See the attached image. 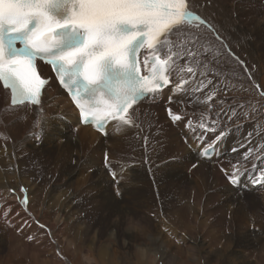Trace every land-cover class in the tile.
<instances>
[{"label":"bare ground","instance_id":"obj_1","mask_svg":"<svg viewBox=\"0 0 264 264\" xmlns=\"http://www.w3.org/2000/svg\"><path fill=\"white\" fill-rule=\"evenodd\" d=\"M263 2V0H193L191 10L215 25L223 44L203 27H185L175 32L171 37L174 51L183 53L179 64L196 69L195 76L185 73L190 81L185 85V93L173 94L174 99L179 103L172 105L164 103L157 107L141 105L137 108L138 123L136 125L117 126L115 124L114 132L106 139L94 133L89 127L78 126V118L68 99L53 82L47 86V91L43 94L42 106L37 108L33 106L11 108L8 91L0 87V199L8 201L11 197L16 200L20 196L24 198L27 194L29 203L40 191L41 196H44L42 208L57 211L55 223L63 225L69 219L70 211L73 209L72 198H77L81 200V207L84 205L83 202L86 203L81 216L86 219L91 217L93 222L97 219L98 225L111 206L118 209L119 203L115 201L116 199L113 200L112 189L110 191L113 180L107 178L114 173L116 181L121 185L117 193L124 196L127 192L126 197H129V192L131 193L129 205L126 206V213L122 216L119 214L116 216V211L110 210V219H105V222L108 223L111 220V226L121 225L122 230L116 233V236H119L123 246L131 251V257L136 264H158V262L177 264L178 255L184 253H187L184 255L195 262L201 259L207 264L215 259L226 264H236L237 259L233 258L230 251L232 245L252 249L264 244L261 241L264 238L262 229L256 233L249 230L252 224L256 225L255 220L263 223L261 221L264 219L262 218L264 216V182L251 181L252 176L258 177L264 171V147H262L264 146V130L241 111V105L228 95L229 90L225 84L227 81L228 83L237 81L239 84L247 82L255 86L259 83L260 70L264 62ZM196 37H199V40L193 45L192 41ZM224 45H227V50H230L233 56L244 63H237L232 57L226 56ZM189 49L195 50L197 56L189 58L187 55ZM44 70L47 71V68ZM201 80H210L212 83L199 92L193 91ZM210 89L216 90V95L209 102L213 108L208 118L219 116L221 126L226 125L229 134L215 146L214 159L207 162L203 161L198 154L203 151V146L197 143L194 132L190 131L185 121L191 120L193 129L197 128L201 113L207 108L203 98ZM186 94L188 102L181 98V95ZM169 107L182 116L179 124L183 131L182 136L171 128L166 119ZM67 121L72 122L73 126L77 127L76 130H72V127L65 123ZM34 135L40 138L34 139ZM206 135L211 138L213 134ZM183 138H186L188 144L182 142ZM62 141L64 144L61 143ZM39 144L50 148L55 156L62 160L60 165L53 162L51 167L47 168L46 162L43 161L44 154H39L41 150ZM189 145L191 149H188ZM233 148L238 151L234 153ZM248 149H251L249 159L243 161L242 154H247ZM71 150L82 160H87L85 165L93 162L95 166H90L91 170L98 177L101 176L104 188L94 185L92 179L96 176L91 175L83 179L82 183L78 182L73 193L68 192L66 188L69 187L63 189L64 185L60 182L61 173L58 169L61 167L64 171L69 170L65 155ZM105 156L108 157L106 168L102 164ZM237 160H241L242 165L237 176L239 186L234 189L229 184L228 176L221 169H226L230 174L233 171L231 164L236 163ZM193 164L196 165L195 168L192 167ZM165 167L170 170L178 168L182 174L174 176L169 170L167 171L169 174H165ZM71 171L74 172V170ZM132 177H138V179L132 180ZM146 178L150 179L156 187L165 186L163 190L169 195V198L164 200L167 203L152 201L154 203L152 204L150 200L155 192L150 198L148 190L137 192L144 189L142 186L147 187ZM126 187H130L128 191ZM22 188L25 192L20 191ZM243 200L253 201L252 205L258 209L257 214L252 212L248 216L240 205ZM10 204L14 206L13 209L24 210V220H18L21 219L22 214L18 211L14 213L17 221L10 220V216L1 212L0 222H4L7 229L10 225L30 222L39 226L38 218L23 204V201L20 203L14 201ZM232 206L234 209L230 212ZM5 207L12 210L9 202ZM2 208L3 206L0 207V211ZM139 212L147 214L143 215ZM151 215L161 216V219L153 221ZM117 217H121L119 221ZM130 217L146 222L151 235L145 238L126 230ZM158 220H162L161 225L155 224ZM57 224L46 225L49 226L50 233L61 231L63 227ZM76 227L77 235H80L81 231L83 233L87 231L81 229L79 223ZM112 228L105 229L102 233L95 230L96 243L105 235H110V238L115 237ZM37 230L32 228L30 235L35 238L39 233V230L36 233ZM9 232L11 233L12 229L4 231L3 235L7 239L6 243H11L8 248L15 253L12 247L15 237ZM162 233L165 237L169 235L177 237L173 240L180 244V247H176L177 255L173 256L172 253L167 252V245L163 244L164 247L159 244L160 241L162 242ZM202 234H206V237L199 243L197 236ZM251 235L254 237L245 240ZM61 238L57 239L56 244L62 248L66 247ZM207 238L212 244L207 241ZM142 240L152 254L148 262H138L135 257V250ZM237 240L242 241L234 244ZM16 241H18L17 238ZM65 241L69 240L65 239ZM147 241L151 242L150 246H146ZM27 244L24 250L30 256L35 255L36 252L40 253L38 245L32 242ZM218 244L221 245L220 250L217 247ZM42 245L45 247L46 242L43 241ZM70 245L69 241L67 247ZM43 249L40 248L41 251ZM93 250L96 251L94 255L102 264H112L117 258V251L113 252L107 244L99 246L98 249L93 246ZM254 252L250 251L249 254ZM240 262L245 264L241 258ZM258 262L264 264L261 258Z\"/></svg>","mask_w":264,"mask_h":264},{"label":"snow or ice","instance_id":"obj_2","mask_svg":"<svg viewBox=\"0 0 264 264\" xmlns=\"http://www.w3.org/2000/svg\"><path fill=\"white\" fill-rule=\"evenodd\" d=\"M192 2L0 0V84L10 92L12 106L37 108L42 106V95L50 84L44 75L48 66L78 110L79 122L94 124L105 135L109 123L134 126L138 123L137 108L146 97L155 98L165 89L174 95L184 94L190 82L185 73L196 74L193 67L179 64L183 53L174 51L171 37L175 32L185 27H203L223 44L215 25L191 10ZM198 40L194 38L193 45ZM224 48L226 56L244 63L227 50V45ZM187 55L194 58L197 53L189 49ZM210 83L201 80L193 91L199 92ZM215 95L216 90L210 89L203 98L207 108L196 129L191 120L185 121L203 146L198 154L205 158L229 134L219 116L208 118L213 108L209 102ZM168 102L179 103L174 96H169ZM167 113L174 123L182 119L172 107ZM207 133L213 134L211 138ZM237 151L233 148L234 153ZM250 153L248 149L247 154H242L243 161L249 159ZM104 161L108 167L107 156ZM241 165L242 161L237 160L231 164L230 174L226 169L221 171L237 184ZM251 181L264 182V171L258 177L252 176ZM23 204H28L27 194ZM39 227L44 229L45 225ZM28 239L34 237L29 235Z\"/></svg>","mask_w":264,"mask_h":264},{"label":"rangeland","instance_id":"obj_3","mask_svg":"<svg viewBox=\"0 0 264 264\" xmlns=\"http://www.w3.org/2000/svg\"><path fill=\"white\" fill-rule=\"evenodd\" d=\"M228 82L229 81H227V83L225 82V84H227V87L229 90L228 95L236 103H239L241 105V107H240L241 111L248 115V119L254 121L255 124H257L262 130H264V94H262V93H264V62L262 63V66H261L259 83L257 86L250 84V83H247V82H242L241 84H239V82H237V81L236 82L230 81V83H228ZM61 143L64 144V141H62ZM39 146L41 148L39 154H41V153L44 154L43 155V161L46 162L47 168L51 167V163H53V162H56L57 163L56 165H60V162L62 160L57 158L55 156V154L53 153V151L50 150V148H48L46 145L41 146V144H39ZM55 146H57V145H55ZM60 153H61V151H60ZM65 159H67L68 165L67 164L66 165L68 166L69 170L64 171V169L61 167L58 169L59 173H61L60 182H61V184L64 185L63 189H65L66 187H69L66 189L68 190V192L70 191L69 193H73L76 186L78 185V182L82 183L83 179H85L86 177L91 176V175L93 177H94V175L96 176L95 178L92 179L94 185H98L99 187L104 188L103 179L101 178V176L98 177L97 174L93 173L94 171L91 170L90 166H95L93 164V162L90 161L91 162L90 165L89 164L85 165V162L87 163V160H84V159L82 160V158L79 157L78 154H76L72 150L68 151V153L65 155ZM83 165L85 167H83ZM165 169H166V171H164L165 174H169L167 172L168 170L170 172H172L174 176H178L179 174H182L181 170L178 168H175L174 170H170L169 168L165 167ZM71 170H74V172H72ZM137 179H138V177L137 178L132 177V180H137ZM146 180H147V187L142 186V187H144V189L138 190L137 192H147L146 190H148L149 198L154 194V192L155 193L160 192L159 194L165 193V191L163 190V188L165 186L156 187V185L154 183H152L150 179L146 178ZM111 181H112V179H111ZM115 181L116 180H114L112 182V185L110 186V191L112 189L113 198H114L113 200L116 199L115 201H118V203H119L117 206L118 209L115 208L114 206H111V208H109V210L105 213L103 221H101L100 223L98 222V225L96 223L97 219L94 220V222H93L92 221L93 219L91 217L86 219L85 217L83 218L81 216L82 209L85 208L84 205L86 203L83 202L84 205H82V207H81V200L80 199L78 200L77 198H72L73 200H71L72 201L71 207L73 209L70 211V216L68 217L69 219L65 223H63V225H62V223H58V224L55 223L57 211H54L51 209L44 210V208H42L43 207L42 206V199L44 196L43 195L41 196L40 191L37 192L33 196L32 202H29L26 205V207L30 211H32L35 214V216L38 218L37 223L39 225L44 223L45 228L39 229L40 227L38 225H35L34 223L32 224V222H30L31 224L30 223L19 224V225L16 224L15 226L10 225L11 227L9 226L7 229V225L4 222L3 223L0 222V264H102L97 259V256L94 255L96 251L94 252L93 246H95V248L98 249L99 246H103L105 244H107L109 246V249L113 250V252L117 251L116 252L117 258H115L113 260L112 264H136L135 260L131 257L132 256L131 251L128 249V247L123 246V243L120 242V240H119V236H116V233H119L122 230L121 225L119 224L117 226L116 225L111 226V220L108 223L105 222V219L106 220L110 219L109 218V216H110L109 213H111L110 210L116 211V216H117V214L122 216L123 214L126 213V206L129 205V197H130L131 193L129 192V197H126L127 192L125 193L124 196H121L120 194H118L116 191H118V187L121 185H120V183H118V181H116V182ZM93 183L91 182V184H93ZM152 186L154 188H152ZM129 188L130 187H126V191H128ZM116 193H117V195H116ZM159 194H158V197L160 198ZM115 195H116V197H114ZM140 196H142V195H140ZM165 197L167 198L166 193L164 194V198ZM118 198H120V199H118ZM155 198L156 197H153L152 198L153 200L152 199L150 200V202L152 204H154L155 201H158L157 198L156 199ZM10 199H11V197L8 198V201L5 199H0V205L3 206L2 211H0V214H1V212H3V214H5V215L7 214L8 216L11 217V218H9L10 220L17 221L16 215L14 213L18 211V213L19 212L22 213L21 219L19 218L18 220H20V221L24 220V210L22 208H18V207H17L18 209H13L14 206H12V204H10L11 202H14V201H16L18 203L22 202L23 197L20 196V198H17L16 200H14L12 198L11 199L12 201ZM3 200H5V201H3ZM63 200H64V198H63ZM164 200H166V199H164ZM164 200H163V203L165 202ZM7 202H9V205L11 206L12 210L5 207ZM252 202L253 201H249V200H243V202L242 201L240 202V205L242 206L241 208L244 209V211L246 213H248V216H250L249 214H252V212H255V214H257V211H258V209L255 208L254 205H252ZM165 203H167V202H165ZM78 207H79V209H78ZM233 207L234 206H232L230 208L231 209L230 212H232V209H234ZM115 209H117V210H115ZM255 209H256V211H255ZM72 213H74V214H72ZM139 214L145 215L147 213L146 212H144V213L139 212ZM163 214L165 215V217H167V215L165 213H163ZM105 216H106V218H105ZM151 217H153V221H156V219H157L156 216L151 215ZM263 217L264 216H262V218ZM120 218L121 217H117L116 219L119 221ZM75 221H76V223H75ZM255 221H256V225L252 224V227L251 228L249 227V230L250 231L253 230V232L256 233V232H260V230L262 229L263 230L262 232H264V219L261 221L263 223H260L259 220H255ZM50 223L51 224L54 223L55 225L57 224V225H60L61 227H63V228H61V231H60L61 233L60 232L50 233L49 226H46ZM78 223L81 224V229L87 230L86 232H88V233L84 232L85 233L84 234L81 231V234L77 235L76 234V231H77L76 226ZM155 224L159 225L160 223L159 224L155 223ZM189 224H191V223L189 222ZM31 225H32V227H31ZM110 227H113L112 229L115 232V237L117 238V242H116L115 237L110 238V235L109 236L105 235L103 239H101L98 243H96L97 235H94L95 230H98V233H102L103 230H105V229L107 230ZM10 228L12 229V232L11 233L9 232V233L12 234L11 236L15 237V240L12 241V245H13L12 247H13L15 253L10 248H8L11 243L7 244L6 243L7 239L4 238L5 235H3L4 231H7V230L11 231ZM32 228L38 229L39 233L37 230L36 233H38V234L36 235L34 240L30 241L27 237L32 233L31 232ZM254 228H256V229H254ZM39 234H40V236H39ZM205 237H206V234H202V236L198 235L197 238L199 239V243H201L203 238H205ZM252 237H254V236L251 235V236L247 237L245 240L250 239ZM16 238L18 239V241H16ZM59 238L64 240L66 247L62 248L56 244L57 239H59ZM175 238H177V237H174L173 235H169V237H165L162 233V236H161L162 242L161 241L159 242V244H161V246H164L163 244L167 245L166 246L167 252L172 253L173 256L177 255L178 251L176 250V247H180V244L178 243V241L177 242L173 241ZM65 239H68L70 241V244H71L70 246L67 247V244H69V241H65ZM43 241H44V243L46 242V246L44 245L45 247H43V245H42ZM207 241L209 243H211L209 241V238H207ZM241 241L242 240H237L234 244H237ZM261 241L264 242V238L261 239ZM29 242H32L33 244L38 245L39 248L36 247V249L38 248L40 253L36 252L35 255L30 256L24 250V246ZM16 244H18V245H16ZM149 244L151 245V242L147 241L146 246H150ZM138 245L139 246H141V245L145 246V244L143 243V240ZM220 246H221L220 244L217 245L219 250H220ZM40 248H42V249L45 248V249H43L41 251ZM16 249L18 251H16ZM230 251H231V255L233 256V258H235V260L237 259L236 264H241L240 258L244 260L245 264H259L260 263V262H258L259 258L264 260V244L259 245L255 248H252V249L239 247L237 245H232ZM250 251H255V252L253 254H249ZM118 253H119V255H118ZM184 254H187V253H184ZM184 254L178 255L179 259H178L177 264H205L201 259H198L195 262V260L188 258V256L184 255ZM253 255H255V256H253ZM245 257L247 259H245ZM230 263H233V262H230ZM158 264H161V263L158 262ZM207 264H226V263L223 261H217L215 259H212L210 261V263H207Z\"/></svg>","mask_w":264,"mask_h":264},{"label":"clouds","instance_id":"obj_4","mask_svg":"<svg viewBox=\"0 0 264 264\" xmlns=\"http://www.w3.org/2000/svg\"><path fill=\"white\" fill-rule=\"evenodd\" d=\"M126 230L141 235L145 238H148L150 233V228L146 222L143 220H137L134 218H129L128 225L126 226ZM151 253L149 249L143 245L137 246L135 250V257L138 262H148L151 259Z\"/></svg>","mask_w":264,"mask_h":264}]
</instances>
